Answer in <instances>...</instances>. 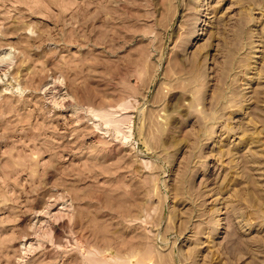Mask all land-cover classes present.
Segmentation results:
<instances>
[{
	"label": "rangeland",
	"instance_id": "obj_1",
	"mask_svg": "<svg viewBox=\"0 0 264 264\" xmlns=\"http://www.w3.org/2000/svg\"><path fill=\"white\" fill-rule=\"evenodd\" d=\"M5 51L0 264H264V0H0Z\"/></svg>",
	"mask_w": 264,
	"mask_h": 264
},
{
	"label": "bare ground",
	"instance_id": "obj_2",
	"mask_svg": "<svg viewBox=\"0 0 264 264\" xmlns=\"http://www.w3.org/2000/svg\"><path fill=\"white\" fill-rule=\"evenodd\" d=\"M148 11V10H147ZM149 14V13H148ZM144 15H146V14H144ZM147 16V15H146ZM142 17V16H141ZM145 17V16H144ZM190 30V29H189ZM191 31H193V28H191ZM6 52V51H5ZM8 52V53H7ZM4 55H3V53H2V55H1V57H0V60L2 61V59L3 60H5L4 58H7V57H9L8 59H12L13 57L11 56V52H9V51H7ZM12 57V58H11ZM0 61V62H1ZM145 65H147V64H145ZM189 73V72H188ZM169 74V73H168ZM129 77H131V76H129ZM53 78V77H52ZM51 78V79H52ZM178 78V77H177ZM56 80V79H55ZM147 82V81H146ZM142 83V82H141ZM197 83H198V81H197ZM52 84V83H51ZM53 85V84H52ZM135 85V84H134ZM133 85V86H134ZM142 86V85H141ZM53 87V86H52ZM129 87V86H128ZM44 89V88H43ZM129 89V88H128ZM134 89H135V87H134ZM202 89V88H201ZM131 92H132V90H131ZM121 99H123V98H121ZM128 99V98H127ZM126 99V104L127 105H124L123 103H125V101L123 102H120V104H117L116 106L117 107H120L121 108V110H124V106H125V109L126 108H128L129 106H128V100ZM124 100V99H123ZM156 100V99H155ZM131 101V100H130ZM158 101V100H157ZM119 102V101H118ZM123 105V106H120V105ZM131 103H129V105H130ZM128 106V107H127ZM113 108V107H112ZM112 108H108V107H103V106H101L100 108H95V107H93V106H89L88 107V109L89 110H91V113H94L93 115L96 117V118H101L102 120H104L105 122L104 123H107V125L109 126V125H113V128H114V130H116L115 132L116 133H123V135L124 136H126V132L124 131V130H122L123 129V125H124V120H123V118H122V120L119 118V117H122V116H120L119 115V117H118V115H117V113H116V111L117 110H115V109H112ZM116 108V107H115ZM98 116V117H97ZM123 116H126L125 118H127L128 119V115L126 114V115H123ZM100 119V120H101ZM103 123V122H102ZM96 125V124H95ZM99 125V124H98ZM97 126V125H96ZM130 130V129H129ZM33 161V160H32ZM33 189V188H32ZM128 200V199H127ZM143 207V206H142ZM60 211V210H59ZM64 212V211H63ZM50 213V212H49ZM60 214H62V212L60 213ZM137 214V213H136ZM55 215V214H54ZM136 216V215H135ZM134 216V217H135ZM137 217V216H136ZM156 217V216H155ZM68 218H69V221L71 220V219H73V216L72 215H69L68 214ZM111 218V217H110ZM147 218V217H146ZM139 219H141V218H139ZM40 220V219H39ZM145 221H146V219H144ZM131 221V220H130ZM133 221V220H132ZM141 221H143V220H141ZM144 222V221H143ZM148 221H146V223H147ZM39 224V223H38ZM71 224V223H70ZM154 225V224H153ZM38 225H36V227H37ZM49 226V225H48ZM44 227V226H43ZM40 228V227H39ZM45 228H48V227H45ZM53 228V226L51 227H49L47 230L46 229H42V231L43 232H41V234H40V236H42V237H44L45 235H49V237H50V239L52 240V238H51V236L50 235H53L52 234V232L54 233V229H52ZM37 229V228H36ZM83 229V228H82ZM45 230V231H44ZM70 230V229H69ZM117 231V230H116ZM37 235V234H36ZM38 235H39V233H38ZM97 235H98V233H97ZM97 235H95L96 237H97ZM55 236V235H54ZM54 236H52V237H54ZM101 235H99V237H100ZM147 236V235H146ZM145 236V238H147ZM56 238H55V242H58V243H60L61 242V240H60V242H59V240H58V236H55ZM122 237V236H121ZM148 237H149V235H148ZM158 237V236H157ZM98 238V237H97ZM96 238V239H97ZM144 238V239H145ZM69 239V238H68ZM67 239V240H68ZM54 240V239H53ZM79 240V239H78ZM141 240V239H140ZM77 241V240H76ZM145 241H147V240H144V241H142V242H144L143 244H148L147 242L145 243ZM53 242V241H52ZM55 242H53V243H55ZM138 242H139V240H138ZM141 242V243H142ZM24 243H25V241H24ZM23 243V244H24ZM70 243V242H69ZM72 243V242H71ZM76 243V242H75ZM80 243V242H79ZM97 243V242H96ZM90 244V243H89ZM140 244V243H139ZM138 244V245H139ZM55 245H59V246H61V243L60 244H56L55 243ZM69 245V244H68ZM72 245V244H71ZM77 245V247H78V245L79 244H76ZM75 245V246H76ZM145 245H143V246H145ZM152 245H154L153 243H152ZM151 245V246H152ZM31 246V245H30ZM80 246V245H79ZM82 247L84 246V245H81ZM80 246V247H81ZM141 246H142V244H141ZM148 246H150V244H148ZM147 246V247H148ZM150 246V248H151V250H150V248L149 249H147V247L146 248H144V247H140V246H138V248H137V250L136 251H130L128 254H126V255H123V254H120V252H117V251H111V250H105V251H108L107 252V254L106 255H103V252H104V249H103V251L100 249V247L97 245V244H95V245H90V247L89 248H86L87 250H86V253H84L83 254V256H84V258H83V260H84V262H85V264H163V262H162V258L160 259V257H159V259L158 258H156L155 256H156V252H158L159 250H157L154 246H152L153 248H154V254H155V256H154V258H153V253H152V247ZM82 247H81V249H82ZM85 248V247H84ZM108 248V247H107ZM160 252V251H159ZM83 253V252H82ZM151 253L153 254V255H151ZM160 254H161V252H160ZM160 254H159V256H160ZM164 255V254H163ZM172 255V254H171ZM86 256H88V257H86ZM158 256V255H157ZM172 256H174V255H172ZM166 257V256H165ZM157 260H156V259ZM183 258V257H182ZM176 263H177V261H176Z\"/></svg>",
	"mask_w": 264,
	"mask_h": 264
}]
</instances>
